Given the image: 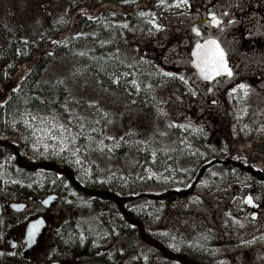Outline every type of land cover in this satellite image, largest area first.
I'll return each mask as SVG.
<instances>
[{
    "label": "rangeland",
    "instance_id": "rangeland-1",
    "mask_svg": "<svg viewBox=\"0 0 264 264\" xmlns=\"http://www.w3.org/2000/svg\"><path fill=\"white\" fill-rule=\"evenodd\" d=\"M211 3L212 0H187L186 4L182 0H163V3L161 0H0V36L7 32L20 36L18 45L8 38H14L10 33L4 41L0 40V47H3L0 55L5 56L8 49L6 58L3 56L0 60V134L22 141L29 155L35 159L66 163L86 184L98 188L111 186L123 192L144 187L162 192L169 187H178L188 181L186 175L178 171V165L191 166L197 158L216 157L220 151L241 155L247 164L252 163L264 171V100L258 96L240 99H249V104L243 105L226 95L225 99L231 102L230 110L213 111L208 93L211 84H202L191 66L192 48L186 40H180V30L174 29L178 19L186 28L185 23L197 20L198 14ZM128 11L134 13L139 22L123 37L116 35L115 47L108 49L109 59H114L121 52L125 61L135 58L134 70L123 72V76L117 78L124 84L132 85L131 81L137 80L141 66H150L149 69L158 71V84L146 86L156 95L154 116L133 106L122 94L105 99L96 112L89 107L74 106L68 114L58 115L33 107L25 89L22 86L17 88L18 82L14 80L11 82L16 83L14 87L17 89L12 93L6 92L9 78L16 79L28 69L26 59L34 54L35 49L28 38L35 40L43 35L44 40L47 39L45 32L48 26L57 34L55 41L62 39L63 44H68L65 41L68 36L82 32L85 22L93 29L95 25L103 24L111 31L113 23L109 24L108 17L113 12L126 15ZM141 12L145 13L143 17ZM176 13L179 17H175ZM164 16L167 20L162 19ZM46 17L50 20L46 21ZM152 21L160 28L157 29ZM93 29L92 34L97 33ZM187 31L193 34L189 29ZM106 35L108 39L114 36L109 32ZM175 37L177 41L173 40ZM103 46V41H100L99 47ZM57 69L55 76L70 77L71 85L80 94L86 90L87 95L95 97L92 85L86 86L88 79L84 70ZM162 72L174 75L163 76ZM148 85L152 87L149 89ZM25 113L45 118L55 115L59 122L72 127L74 132L79 131L78 124L83 122L84 135L77 140L81 163L77 164L69 152L57 154L59 147L56 152H45L39 144L34 148L33 144L42 135L39 129L45 125L37 119L30 121L33 127L25 126ZM93 128L95 132L91 131ZM88 136L91 139H85ZM153 151L156 152L155 157L152 156ZM252 190H255V200L264 202V183L255 182L240 169H217L190 198L167 205L139 203L135 210L138 215L149 219L150 230L157 239L155 246L160 243L162 247L185 250L200 261H212L213 264H264V206L258 209L257 219L251 217L253 211L244 214L242 210L243 199ZM53 191L61 194L62 198L50 210L38 203H30L25 211L14 213L5 206L0 216V241L13 232H19L21 227L24 230L27 221L37 213L45 215L47 212L49 235L58 226V233L67 232V229L73 231L72 224L76 223L80 237L103 239V247L106 248L110 245V249L118 247V254L123 257L119 264H132L135 259H141V264H177L169 257L160 256L158 249L149 247L144 240H140L137 246L134 236L121 235L120 229L113 237V230L105 228V222L115 223L113 216L99 210L97 200L83 198L67 179L21 169L8 150L0 151V198L24 201L27 193L44 197ZM76 237H79L77 232ZM171 244H176L177 248L170 247ZM3 248L8 250L9 245ZM106 254L104 264H116L114 251Z\"/></svg>",
    "mask_w": 264,
    "mask_h": 264
},
{
    "label": "trees",
    "instance_id": "trees-1",
    "mask_svg": "<svg viewBox=\"0 0 264 264\" xmlns=\"http://www.w3.org/2000/svg\"><path fill=\"white\" fill-rule=\"evenodd\" d=\"M133 14L134 13L130 11H128L126 15L124 13L113 12L108 17L109 24L113 23V28L110 29L111 31L103 24L99 25V27L95 25V29H93L92 25L86 26L85 22L82 32L68 36L65 40L68 44H63L62 39L55 41L57 39L55 37V31L47 26L48 31L45 32L47 34L45 35L47 39L44 40L43 35L36 37L35 40L28 38L35 48L34 54L26 59L28 69L21 72L19 77L17 75L16 79L13 77L9 78L7 89H5L6 92L8 90L12 93L19 86H22V88L25 89L26 96L31 99L30 102L33 107L46 109L58 115L68 114L71 107L75 108L76 106L80 108L89 107L96 112V109H100L101 103H103L105 99H110V97H113L115 94H122L123 97L128 98L133 106L154 116L157 107L155 101L156 95L152 94L146 86L149 83L158 84V79L160 78L158 76V71L149 69L150 66H141L140 75L136 76V78L142 85L143 90L136 91L130 83L124 84L123 81L117 83V78H121L123 72L130 73L134 70L132 65L137 63L134 61L135 58L125 61L121 52L117 54V57L115 55L114 59H109L108 49H110L109 47H115L116 42L114 39L116 35L119 36L121 34V37H123V34L127 33L133 25L135 26L136 23L139 22V19H135V15ZM162 19L167 20V17L164 16ZM49 20V17H46V21ZM118 21H123V23H117ZM46 23L48 24L49 22ZM124 24H127L128 27L125 28L123 26ZM92 29L97 33L92 34ZM107 32L114 36L108 39L106 35ZM7 33H5V35L2 33L0 40L4 41L5 37L9 36ZM10 35H13L14 38H8H12L13 42L17 44L20 40L19 34L11 32ZM100 41H103V47H99ZM1 48L3 47H0V49ZM84 48H86L87 51H84ZM7 53L8 49L5 52V56L0 55V60H2L1 58L3 56L6 58ZM35 54L37 55L35 56ZM57 68H66V70L76 68L78 71L84 70L86 72L84 75L88 79L86 86L88 84L92 85V89L95 91V97L91 98L87 95L86 90V92L84 91L80 94L79 90L71 85L70 77L65 76L64 78H60V76H55V71L59 70ZM145 68L147 69L145 70ZM12 80L16 83L18 82L17 88L14 87L16 83L14 81L11 82ZM10 82L11 84L9 85ZM1 98L2 97H0V99ZM1 105L2 103H0V106ZM1 113L2 110H0V117ZM1 150H8L19 168L29 172H44L54 176H62L69 181V184L77 190L83 198H93L97 200L95 202L98 209L113 216L115 223L112 221L105 222V228L109 227L113 230V237L118 235V229H120L121 235L125 234L128 237L134 236L133 241L135 240L134 244L137 246H139L140 240H144L149 244V247L153 249L157 248V253L160 254V256L169 257L173 262H177V264H213V262L206 260L200 261L198 258L194 257V254L191 252L185 250L177 251L165 247L164 245L162 247L160 243H158V246H155V240L157 239L152 235L149 227V219L146 216L138 215L135 210L136 204L160 202L167 205L190 198L193 194L197 193L199 185L217 169L222 171H229L233 168L235 170L240 169L247 172L255 182L264 183V171L261 170L260 167L252 163L247 164L246 158L241 155H234V153L232 154L224 151H220L216 157L197 158L191 166H184L185 169L182 170L181 168L184 167L178 165V171L185 174L188 178L186 183L178 187H169L168 190L162 192L146 187L136 188L130 192H123L111 186L98 188L86 184L79 179L71 166L66 163H58L56 160L35 159L29 155L22 141H15L10 138V136L4 134H0V151ZM30 196L31 195L27 193V201ZM99 203L100 205H98ZM72 226L74 227L73 231H68L67 229V232L64 233L55 232V237H74V241L69 242L70 244H67L66 248H73L74 246L71 245V243L78 242L79 238H76V232L80 237V234L76 231V229L80 230V228H77L76 223H73ZM68 240L72 239L66 238L63 241L65 242ZM140 260L141 259H135L136 262L133 261L132 264H141Z\"/></svg>",
    "mask_w": 264,
    "mask_h": 264
},
{
    "label": "flooded vegetation",
    "instance_id": "flooded-vegetation-1",
    "mask_svg": "<svg viewBox=\"0 0 264 264\" xmlns=\"http://www.w3.org/2000/svg\"><path fill=\"white\" fill-rule=\"evenodd\" d=\"M176 15L179 13L175 14V17H179ZM175 24L177 26L174 29L180 30V40H186L189 47L192 48L196 42L211 38L216 40L226 53L232 75L222 73L210 82L202 81L203 85L211 84L208 93L211 95L213 111L219 113L223 109L230 110L231 102L225 99L226 95L237 99L236 101L243 105H248L249 99L243 101L240 99L258 96L264 100V0H212L211 5L203 8L198 14L197 20L191 24L185 23L186 28L182 27L183 21L180 19ZM193 29H196V33ZM173 40L177 41V38ZM240 84L249 86L247 95L244 94V90L239 89ZM233 88L237 89L235 93L232 91ZM232 104L235 105L236 102ZM251 192L255 193V190ZM37 199L38 197L34 196L28 201V206L32 201L41 205ZM0 200L3 207L8 208L7 203L10 201L4 197ZM260 204L264 206V202ZM242 210L244 214L252 213L249 207L242 206ZM42 213H37L32 219L48 216L47 212L45 215ZM49 226L48 218L45 230L33 244L27 243L26 224L24 230L21 227L19 232L4 237L0 241L2 261L0 264H104L103 259L106 257L104 255L111 251L115 253L113 260L116 264L123 259L122 254H118V247L112 249L111 245L107 247L108 249L103 247V239L83 237L81 240V237H76L79 238L78 242L71 243L74 247L66 248L69 242L74 241V237H55L58 225H56L58 228L55 227L49 235ZM66 238L72 240L64 242ZM2 245H9V249L5 250Z\"/></svg>",
    "mask_w": 264,
    "mask_h": 264
},
{
    "label": "snow or ice",
    "instance_id": "snow-or-ice-1",
    "mask_svg": "<svg viewBox=\"0 0 264 264\" xmlns=\"http://www.w3.org/2000/svg\"><path fill=\"white\" fill-rule=\"evenodd\" d=\"M183 3H187V0H182ZM161 3H163V0H161ZM140 15L143 17L145 13L141 12ZM91 19V17H89ZM215 19V17H214ZM152 23L155 25L157 29L160 28L159 24H155V21H152ZM125 28L128 27L127 24L123 25ZM199 59L203 62V71L205 73V78L210 79L212 76H219L222 73H226L228 76L232 75L231 69L228 67L226 53L223 50V48L220 46V44L216 40H208L203 45L197 46V52L195 53ZM83 55V53H82ZM163 76L172 77L174 74L171 72H162ZM181 80H183V77H180ZM119 80L117 79V83ZM134 88L137 89V91L140 90V84L137 82V80L133 79L131 81ZM152 86L148 85V88L150 89ZM249 86L245 84H240L239 89L244 90V94L247 95V89ZM232 91L235 93L237 91L236 88H233ZM37 119L40 120L41 125H45V127H42L39 129L41 131L42 135L37 138L36 143L33 144V147L36 148L39 144L42 146L43 150L45 152H48L51 150L52 152H56L57 147H59V153L57 154H63L64 152H69L74 158H76V163L80 164L81 160L78 157V153L81 151L80 147L77 146V140L80 136L84 135V123L80 122L78 124L79 131L74 132L73 128L59 122L58 118L53 115L50 117H39L38 115H34L31 113H25L23 117V123L25 126L33 127L32 124H30V121H36ZM180 127H183L182 125ZM92 132H95V128L91 130ZM202 131V130H201ZM35 134V129H34ZM85 139H91L90 136L85 137ZM109 139H113L112 137H109ZM46 141H54L55 144H49ZM152 156H156V152H152ZM86 175H90V173L86 172ZM165 179H168V177H165ZM75 195V193H73ZM45 203H48V201H45ZM248 204H252L253 200L251 197H248L247 199ZM43 221L37 220L34 223L31 224V226L28 228L27 231V243L33 244L35 242L37 234L41 230V225ZM165 235H168L165 233ZM173 239H175L173 237ZM81 240H83V236L81 235ZM170 247L177 248L176 244H171ZM178 250V248H177Z\"/></svg>",
    "mask_w": 264,
    "mask_h": 264
},
{
    "label": "water",
    "instance_id": "water-1",
    "mask_svg": "<svg viewBox=\"0 0 264 264\" xmlns=\"http://www.w3.org/2000/svg\"><path fill=\"white\" fill-rule=\"evenodd\" d=\"M193 32L196 33V29H193ZM208 40H213V39L209 38V39H206V40L199 41V42L195 43V45H194V47H193V49L191 51V55H192V63L191 64H192V67L196 71L198 77L201 80L206 81V82L213 80L216 76H212L210 79H206L205 78V73L202 70L203 67H204L203 62L201 61V59H199L197 57V55L195 53L197 52V46L198 45H203ZM248 197H251L252 198V200H253V203L252 204H248L247 203ZM57 199H58V196L56 194H50V195H47L46 197L41 198L39 200H40L41 204L44 207L50 208L53 204H55L57 202ZM45 201H48V203H45ZM243 201H244L245 207H249V208H251L253 210V213L251 214V217L253 219H257L258 214H259V210L258 209L261 207V204L255 200V197H254L253 193L252 192H248L245 195ZM9 206L14 211L21 212V211H23L27 207V203H25V202H11L9 204ZM1 214H2V207H1V203H0V215ZM37 220L43 221V223L41 225L40 232L36 236L35 241L38 239V237H40V235L43 233V230L46 228V225H47V219H46V217L40 216L37 219L31 220L27 224V227H26V236H27L28 228L31 226L32 223H34Z\"/></svg>",
    "mask_w": 264,
    "mask_h": 264
},
{
    "label": "bare ground",
    "instance_id": "bare-ground-1",
    "mask_svg": "<svg viewBox=\"0 0 264 264\" xmlns=\"http://www.w3.org/2000/svg\"><path fill=\"white\" fill-rule=\"evenodd\" d=\"M31 220H28L27 223H29Z\"/></svg>",
    "mask_w": 264,
    "mask_h": 264
}]
</instances>
